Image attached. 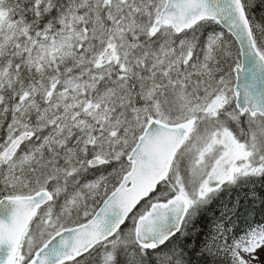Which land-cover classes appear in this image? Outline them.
Returning a JSON list of instances; mask_svg holds the SVG:
<instances>
[{"label": "snow or ice", "instance_id": "6c2138e0", "mask_svg": "<svg viewBox=\"0 0 264 264\" xmlns=\"http://www.w3.org/2000/svg\"><path fill=\"white\" fill-rule=\"evenodd\" d=\"M0 264H264V0H0Z\"/></svg>", "mask_w": 264, "mask_h": 264}]
</instances>
